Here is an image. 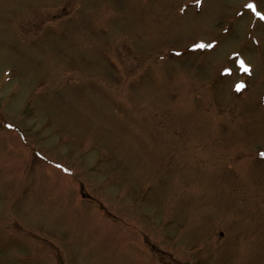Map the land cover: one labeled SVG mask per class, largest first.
I'll return each mask as SVG.
<instances>
[{
    "label": "rangeland",
    "instance_id": "374dc122",
    "mask_svg": "<svg viewBox=\"0 0 264 264\" xmlns=\"http://www.w3.org/2000/svg\"><path fill=\"white\" fill-rule=\"evenodd\" d=\"M165 260L264 264V0H0V264Z\"/></svg>",
    "mask_w": 264,
    "mask_h": 264
}]
</instances>
